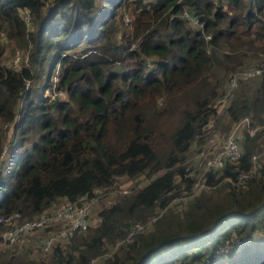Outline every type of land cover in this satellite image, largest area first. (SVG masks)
Listing matches in <instances>:
<instances>
[{
    "label": "trees",
    "instance_id": "obj_1",
    "mask_svg": "<svg viewBox=\"0 0 264 264\" xmlns=\"http://www.w3.org/2000/svg\"><path fill=\"white\" fill-rule=\"evenodd\" d=\"M249 68L261 73L231 95L230 124L264 115V0H0V213L34 218L59 197L81 205L122 175L149 177L48 260L6 249L0 264H264V162L236 183L264 128L207 171L209 191L192 195L184 163Z\"/></svg>",
    "mask_w": 264,
    "mask_h": 264
},
{
    "label": "rangeland",
    "instance_id": "obj_2",
    "mask_svg": "<svg viewBox=\"0 0 264 264\" xmlns=\"http://www.w3.org/2000/svg\"><path fill=\"white\" fill-rule=\"evenodd\" d=\"M5 59L12 62L13 65L19 66L22 60L21 50L18 48L14 49L12 47H9L6 50ZM249 69L240 71L238 74H235L232 81H229L225 93L222 94L221 97L217 100V114L207 125L204 134L205 137H203L199 142L197 140L194 141L190 149L187 151L184 163L188 167L190 165H193L194 167L191 175L195 179L193 192L200 193L203 190L200 189L203 188V183H206V172L208 171V169H211L204 163L200 167V161L211 158L218 151H220V149L223 148L226 142L227 136L231 132H234L237 140L240 141V138L243 136L245 129H247L250 133H256L264 128L262 120L261 122L255 123L251 115L248 119H246V117L244 118V115L237 121H234L230 124L229 117L226 112V104L227 102H229L230 97L235 89L240 85L241 80L245 81L249 78L256 77V74H248ZM48 93L51 94V91L48 90ZM4 128H7V126L4 125ZM259 141L260 149L257 152L256 160L264 162V133L261 135ZM7 150L8 145L6 146V151ZM148 180L149 177L147 175H141L137 179H130L128 176L122 175L119 177V184L107 194L103 193L104 190H96V195L85 203L88 206V223L90 222V224H97L99 222L98 210L105 203H109L120 198L121 196L129 193L132 190L133 186L143 185ZM187 199L188 197L177 199L176 202L187 201ZM68 203L69 201L66 198H57L54 201V204L44 211L49 216L47 222L44 225L24 232L16 241L12 243L0 244V251L9 249L15 254H21V257L26 256V252H28V257L30 258L48 260L51 257L54 245L56 243H66V239H68L67 236H57L53 238L50 245H47L48 239L57 234L65 227L66 221L64 219L57 218L56 211L59 208L67 205ZM263 214L264 210L261 211V216ZM258 234L261 235L262 233L258 231ZM117 250L118 249H116L115 251ZM120 254L121 250L119 249L117 255ZM114 258L117 259V256ZM120 260L121 258L118 259V262ZM99 261V259H95L92 261V264H98Z\"/></svg>",
    "mask_w": 264,
    "mask_h": 264
},
{
    "label": "built area",
    "instance_id": "obj_3",
    "mask_svg": "<svg viewBox=\"0 0 264 264\" xmlns=\"http://www.w3.org/2000/svg\"><path fill=\"white\" fill-rule=\"evenodd\" d=\"M185 14L190 17L189 11L186 10ZM191 23L197 24L198 20L194 17H190ZM261 73V68H252L248 70V74H259ZM235 76V75H234ZM234 76L231 78V81L234 79ZM250 115H245L244 118H249ZM212 121V120H211ZM210 121V122H211ZM209 122V123H210ZM262 122L264 125V115L262 118ZM208 123V124H209ZM6 146L4 147L3 153L6 151ZM2 153V155H3ZM242 155V149L240 146V141L237 140L236 135L234 132H231L227 138L226 142L220 151H218L213 157L205 159L200 161V167L202 164H206L211 169L213 168H219L225 165L226 161L235 162L240 156ZM257 153L253 154L252 157V166L248 171H241L236 183H242L245 181L246 178H248L250 175L259 172V164L256 160ZM194 167L193 165L189 166L188 173L192 175ZM209 171V169H208ZM207 173V172H206ZM230 176H228L229 178ZM194 178V177H193ZM195 183V182H194ZM203 188L200 190L209 191L212 188H214V184L209 182L206 178V183H203ZM205 187V189H204ZM212 187V188H211ZM194 189V188H193ZM193 191V190H192ZM199 191V190H198ZM197 192H192V195L196 194ZM87 211L88 206L86 204L81 205H75L71 202H69L67 205L59 208L56 211V217L64 219L66 221L65 227L60 230L57 234L50 237L47 241V245H50L54 237L57 236H67L71 234L75 230L79 229H86L88 225L87 220ZM48 214L45 212L41 213L38 217L34 218H22V213L19 210H14L8 213H0V222H8V221H14L16 224L12 227H7L0 230V244H8L16 241L20 235H22L26 231H30L35 229L36 227L42 226L47 222ZM145 227V224L143 223H137L135 230L143 229ZM129 237H132V233H130ZM47 248V246H46ZM116 249V248H115ZM112 251H106L105 254L109 255L112 254ZM98 257H93L91 262ZM209 259H205L202 262H193L190 264H208ZM178 264H187L184 262H179Z\"/></svg>",
    "mask_w": 264,
    "mask_h": 264
}]
</instances>
